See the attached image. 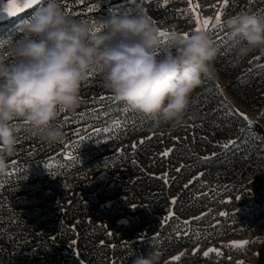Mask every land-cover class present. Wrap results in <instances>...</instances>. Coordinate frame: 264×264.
I'll use <instances>...</instances> for the list:
<instances>
[{"label": "rangeland", "instance_id": "obj_1", "mask_svg": "<svg viewBox=\"0 0 264 264\" xmlns=\"http://www.w3.org/2000/svg\"><path fill=\"white\" fill-rule=\"evenodd\" d=\"M63 3L72 9L71 15L92 24L114 15L147 14L162 28L181 33L195 29L197 13L201 18L212 17L215 24L214 17L222 11V26L207 30L217 41L218 53L212 71L192 93L189 111L195 119L181 126L156 127L149 116L130 108L124 112L123 102H101V95H112L98 75L82 86L80 106L61 112L64 143H44L20 122L17 151L9 158L8 169L0 172V264H46L48 255L41 252L46 253L54 242L39 241V220L54 210L67 213L72 203L70 212L79 204L88 206L85 214L89 207L101 208L64 241L65 251L73 254H80L81 245L92 236L103 241L110 231L113 236H127L125 260L117 264L152 251L161 253L158 264H264V54L253 51L238 58L224 26V20L241 9L264 19L260 15L264 0H229L227 7L222 0ZM5 4L6 0H0V23L6 22L0 25V39L18 37L21 22L38 6L4 19ZM98 90L102 94L96 96ZM65 116L70 119L62 123ZM105 127L111 131L95 132ZM229 141L235 142L224 148ZM65 150L76 158L65 159ZM166 150L171 151L162 155ZM183 151L187 153L181 157ZM162 174L165 191L141 187L145 176L160 179ZM125 177L132 180L127 182ZM185 179L190 182L183 188ZM97 183L102 189L95 188ZM186 194L191 197L187 203ZM172 198H176L174 204ZM82 220L83 216L77 226ZM100 220L109 228L97 225ZM239 241L247 243H232ZM213 248L215 252L209 251ZM177 255L179 260L171 259Z\"/></svg>", "mask_w": 264, "mask_h": 264}, {"label": "clouds", "instance_id": "obj_2", "mask_svg": "<svg viewBox=\"0 0 264 264\" xmlns=\"http://www.w3.org/2000/svg\"><path fill=\"white\" fill-rule=\"evenodd\" d=\"M17 0H6L10 14ZM11 15V14H10ZM238 58L264 54V19L241 9L224 20ZM162 31L169 33L162 42ZM18 37L0 39V172L17 151L20 122L37 138L62 144L61 109L75 111L92 75L118 102L152 118L153 125H183L192 93L212 71L217 41L207 30L184 35L147 14L114 15L95 26L47 0L21 22ZM161 253L137 255L132 264H158Z\"/></svg>", "mask_w": 264, "mask_h": 264}, {"label": "trees", "instance_id": "obj_3", "mask_svg": "<svg viewBox=\"0 0 264 264\" xmlns=\"http://www.w3.org/2000/svg\"><path fill=\"white\" fill-rule=\"evenodd\" d=\"M5 23L6 22H1L0 25H3ZM100 91L101 90L95 92V95H101L102 93H100ZM141 139L142 138H138L136 141L140 142ZM151 152V150H146L147 154ZM180 153L182 157L187 152L183 151ZM182 169L183 168L179 169L178 172H182ZM163 177L165 178V176ZM164 178L159 179L152 176H145L144 181L141 183V187L143 189L153 187L158 191H165L167 182H165ZM123 179L129 182L132 180V177H125ZM158 182H162V184H159ZM189 182V179H185L182 187L185 188L189 184ZM93 185L96 186V189H102V185L98 183ZM189 199H191V197L187 194L183 196L184 202L187 203ZM72 206L73 203L67 205V213L62 212L63 210H54L53 215H49L48 212L43 215L41 220H39L42 223V225L39 227V230H41V232L39 233V235L41 234V239L39 241L44 240L48 244L54 242L46 250V253L41 252V254L43 255H48L47 258H44V262H46V264H117L118 262H122L123 260H125V250L123 249V245L127 236L124 233L119 236H113L110 234V231H107L106 236L103 240L104 242L102 241L101 236L94 235L85 244L81 245L80 254H73L71 252L65 251L64 241L73 237L74 234L77 233V229L80 230L86 223H89L90 219L86 220V217L89 218L90 215H93L97 211L101 210V208L99 207H89L88 214H85L88 206H85V204H79L75 211L70 212ZM165 213V211L162 212L163 217ZM81 216H83L84 218V220H82L83 223L77 226V223L79 222V219H81ZM166 216H168V214ZM97 225H99L103 229L109 228L108 225H106L101 220ZM134 259L135 258H133V260ZM133 260L128 261L127 264H132Z\"/></svg>", "mask_w": 264, "mask_h": 264}, {"label": "snow or ice", "instance_id": "obj_4", "mask_svg": "<svg viewBox=\"0 0 264 264\" xmlns=\"http://www.w3.org/2000/svg\"><path fill=\"white\" fill-rule=\"evenodd\" d=\"M39 2H40V0H17V4H18V6H17V7L15 8V10H14L12 13H10V14H11V15H15L16 13L21 12V11H22L23 9H25V8H29V7H32V6H34V5H37ZM190 2H191V0H190ZM222 2H223V4L225 5V7H227V5H228V3H229V0H222ZM80 3H83V0H80ZM164 3L166 4V3H167V0H164ZM66 11H67L69 14H72V9H71L70 7H66ZM222 14H223L222 11H221V12H218V13L216 14V16L214 17L215 24H213V18H212V17H204V18H201L200 15H199V13H197L196 21H195V23H196V27H195L194 30H196V31H199V30H208L209 27H212L213 30H214V29L217 28V27H221V26H222V23H221V17H222ZM260 15H264V12H261ZM93 25L95 26L96 23L93 22ZM183 34H184V35H187L188 33L185 32V33H183ZM169 35H170L169 33L162 31V33H161V36H162V42L167 43V42H168V36H169ZM99 99H100L101 102H103L105 99H109V100H114V101H116L115 98H114L113 96H104V95H101ZM128 110H129V107H128V106H124L123 111H124V112H127ZM63 111H65V110L62 108V109H61V112H63ZM237 111L239 112V115H240L241 117H245V118H247V114H246V113H244V112H240L239 110H237ZM107 114H108L107 111H104V115H107ZM78 115H81V116H82V115H84V114H78ZM69 119H70L69 117L65 116L64 119H63V121H62V123H66ZM248 122H249V123L251 122L250 118L248 119ZM113 123H114V124H119L120 122H119V121H113ZM23 126H28L27 122H23ZM17 127H18V129H19V127H21V125H17ZM80 130H81V129H79V128L75 129V131H76L77 133H78ZM110 131H111V129H109V128H107V127L103 128V129H95V132H97V133H100V132H110ZM85 138H87V137H82L81 140H83V139H85ZM234 142H235V141H229V142L225 143V144L223 145V147H224V148H227V147L229 146V144L234 143ZM140 143H143V138L141 139ZM132 147H135V144H133ZM170 151H171V150H166L162 155L167 156V155L169 154ZM62 155H64V156H65V159H67V160H74V159L76 158V157H74V156L72 155V153H71L70 151H67V150H65V152L62 153ZM213 155H214V154H213ZM207 158H209V157H205L204 159H207ZM15 164H16V162L13 161V162H12L13 170H15ZM51 166H52V165L49 164V167H51ZM199 175L202 176L203 173H201V174H199ZM161 178H162V179L164 178V177H163V174L161 175ZM193 179H196V178L194 177ZM165 182H166V181H165ZM175 199H176V198H172V203H173V204L175 203ZM133 207H135V205H133ZM171 215H174V212H173ZM232 243H233V244H236V245H238V246H240V245L246 244L247 242H246V241H239V242H232ZM209 251L215 252L216 249L213 248V249H210ZM209 251H205V252H204V255H205V256H208V255H209ZM171 259L174 260V261L179 260V259H180V255L174 256V257H172Z\"/></svg>", "mask_w": 264, "mask_h": 264}, {"label": "crops", "instance_id": "obj_5", "mask_svg": "<svg viewBox=\"0 0 264 264\" xmlns=\"http://www.w3.org/2000/svg\"><path fill=\"white\" fill-rule=\"evenodd\" d=\"M42 1H43V0H40V2H39L37 5H34V6H32V7H29V8H25V9H23L21 12H24V11L30 9V8H33V7H35V6H38ZM21 12H19V13H21ZM19 13H16L15 15H10V14H8V13L5 11L4 19H6V18H10V17H12V16H16V15H18Z\"/></svg>", "mask_w": 264, "mask_h": 264}]
</instances>
